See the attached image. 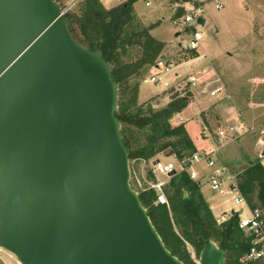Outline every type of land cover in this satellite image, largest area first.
<instances>
[{
	"label": "water",
	"instance_id": "water-1",
	"mask_svg": "<svg viewBox=\"0 0 264 264\" xmlns=\"http://www.w3.org/2000/svg\"><path fill=\"white\" fill-rule=\"evenodd\" d=\"M118 105L57 0H0V247L20 263L185 264L131 184ZM225 259L206 239L198 264Z\"/></svg>",
	"mask_w": 264,
	"mask_h": 264
},
{
	"label": "trees",
	"instance_id": "trees-1",
	"mask_svg": "<svg viewBox=\"0 0 264 264\" xmlns=\"http://www.w3.org/2000/svg\"><path fill=\"white\" fill-rule=\"evenodd\" d=\"M137 1L126 0L107 7L101 0H78L66 15L74 37L92 50H101L113 66V78L119 87L116 116L122 124L121 133L130 161L136 159L148 164L162 153L175 154L180 160L192 155L197 147L186 122L173 125L171 119L189 105L192 92L176 93L161 108H156L152 100L140 102L141 81L162 54L165 43L152 33L158 23L145 24L137 18L134 8ZM183 12V7H178L175 17ZM191 54L196 56V51ZM204 124L209 125L206 118ZM236 173L237 186L249 208L258 209L264 218L262 159L250 160ZM146 178L155 180L150 167ZM138 191L166 247L185 264H197L189 247L199 258L204 242L209 238L225 251V264H261L264 261H242L250 249L251 237L239 228V212L234 211L219 221L202 185L186 171L172 173L164 186L168 203L159 202L153 188L144 186Z\"/></svg>",
	"mask_w": 264,
	"mask_h": 264
},
{
	"label": "rangeland",
	"instance_id": "rangeland-1",
	"mask_svg": "<svg viewBox=\"0 0 264 264\" xmlns=\"http://www.w3.org/2000/svg\"><path fill=\"white\" fill-rule=\"evenodd\" d=\"M72 1L58 0V3L63 7ZM119 1L121 0H108L105 5L113 6ZM147 1L135 2L137 18L145 24L158 23L153 35L159 40H165L163 41L165 47L159 58L179 65L175 68V73L178 72L179 76L170 74L167 80L174 84L180 79L175 86L180 84L184 87L186 84L184 77L190 71L206 68L207 77L218 78L215 84L224 86L222 94L216 97L200 94L199 91L192 93L189 105L180 113L191 136L200 147H207L218 129L234 126L238 134L230 135L219 143L224 145L225 153L231 158H238L239 155L244 154L248 158H259L264 149V0H222L224 3L222 9H218L214 2L208 4L202 13L206 18V24L204 26L192 24L203 32L202 47L194 50L196 56H193L191 54L193 50L188 48L190 35L173 22L178 18L175 17V13L180 0H149L150 5H147ZM77 2L78 0H75L73 8ZM185 7L191 10L194 5L186 2ZM152 72L153 69L141 82ZM148 87L156 91L152 92L156 95L149 99L156 108L165 106L176 93H179L169 89L164 90L160 85L144 82L143 89L147 90ZM183 91L189 92V89L186 87ZM255 101H263V103L250 105ZM204 118L208 120L209 125L204 124ZM171 121L173 125L183 122L179 120L178 113ZM157 158L163 162L175 159L176 162L175 154L162 153ZM151 164L152 161L148 164L136 159L130 161L131 184L136 191L148 184L149 180L146 176ZM197 169L201 172L205 171L206 164L201 163ZM163 178L167 181L170 179L168 176ZM205 183L208 196L210 193L220 195L222 201H227L226 208L237 210L239 207H244L245 216H250L246 205L239 206L234 203L233 194H221L212 190L209 183ZM227 216L230 215L223 214L216 217L219 221H223L222 217ZM189 249L198 264L199 258L195 251L191 247ZM3 257L14 264L7 255L3 254ZM261 264H264V261Z\"/></svg>",
	"mask_w": 264,
	"mask_h": 264
},
{
	"label": "built area",
	"instance_id": "built-area-1",
	"mask_svg": "<svg viewBox=\"0 0 264 264\" xmlns=\"http://www.w3.org/2000/svg\"><path fill=\"white\" fill-rule=\"evenodd\" d=\"M101 1L105 2L108 0ZM74 2L75 0L67 3L66 6L63 7L59 5L62 13L67 14L68 12H70L73 9ZM186 2L191 3L192 5H194V7L191 10H187L185 7ZM211 2H214L215 6L218 9H222L224 7V3L222 0H180V3L178 4L179 7H183L184 12L173 22L176 25H180L182 29L190 35L188 41L189 50H197L202 47L203 32L200 29L195 28L192 24L197 23L199 25H202L201 23H199V18H205L202 13L205 11L206 6ZM147 4L149 5L150 2L147 1ZM178 66V64H174L164 58H158L152 68L154 71L146 78V80L155 85L162 86L164 90H173L175 92H179L181 95H185L188 92L187 91L184 93L183 91V89L186 87L192 93L199 91L200 94L202 93L208 95L209 97H216L222 94L224 86L215 84L216 82H218V78L207 77L208 71L206 68L190 71L184 77L186 80V84L184 85V87L180 84L175 86L180 79L177 80L174 84L170 83L167 80L170 74H174V76L176 77L179 76L178 72L175 73V68ZM178 115L179 120H183L182 115ZM237 134L238 130L235 129L234 126H228L226 128L221 127L216 131L214 139H218V142L221 143L230 135ZM260 158L262 159V163L264 164L263 152H261ZM216 160L217 159L214 158L211 153L198 150L195 151L192 155L180 159L176 163L172 161L163 162L160 158L154 159L152 161V164L150 165V168L155 176V180L148 181V184L144 186H147V188H153L157 191L159 202L168 203L167 197L164 192V186L168 181L165 180L163 176H169L174 172L179 173L182 171H186L192 179L200 181V184H202V181L205 178L206 182L209 183L211 189L214 191H219L221 194H233L234 202L237 205L246 203L245 198L243 197L237 186V174L230 173V171H228L225 166L218 165ZM203 162L206 164V168L213 169L211 174L203 175L202 173H200L201 171L197 169L198 165ZM202 172L204 173L205 171ZM225 218L227 217H222V220H225ZM238 225L240 229H242L248 236L251 237L250 249L242 258V261L246 262L254 260H264V218L261 217L260 211L258 209L251 210V215L248 217H241ZM3 254L7 255V258L12 259L14 261V264H22L15 258L12 253L1 247L0 264H12L8 262L5 257H3Z\"/></svg>",
	"mask_w": 264,
	"mask_h": 264
},
{
	"label": "crops",
	"instance_id": "crops-1",
	"mask_svg": "<svg viewBox=\"0 0 264 264\" xmlns=\"http://www.w3.org/2000/svg\"><path fill=\"white\" fill-rule=\"evenodd\" d=\"M125 0H121V1H119V2H117V3H115V4H113V6H116V5H118V4H120V2H124ZM149 1V0H148ZM107 1H105L104 2V4L106 3ZM150 2V1H149ZM151 4V3H150ZM149 4V5H150ZM148 5V4H147ZM107 7H112V6H107ZM154 29H156V28H154ZM153 29V30H154ZM153 30H152V33H153ZM249 32V30L247 31V33ZM162 40V39H161ZM162 41H165V40H162ZM154 71V70H153ZM151 83L150 81H147L146 80V78L143 80V82H141V85H140V92H139V100H140V102H145V101H147V100H149V99H151V97L152 96H154V95H156V93L155 94H152V92H156V91H154L152 88H149L148 87V89L147 90H145V89H143V83ZM160 91V90H159ZM162 91V90H161ZM258 103H263V101H255V102H252V103H250V105H252V104H258ZM258 105H260V104H258ZM180 114V113H179ZM183 122H184V118H183ZM186 127H187V125H186ZM187 129H188V127H187ZM189 131V130H188ZM191 135V134H190ZM192 137V136H191ZM192 139H193V141H194V143H195V145H196V147H197V150L198 151H203V152H207V153H211V155L214 157V158H216L217 157V164L218 165H223V166H225L227 169H228V171H230V173H234V174H237L236 172L238 171V170H240L242 167H244V166H247L248 164H249V161L250 160H254V159H252V158H248L247 157V155L246 154H244V155H239V157L238 158H236V157H233V158H231L230 156H229V154L228 153H225V151H224V149H223V147H224V145L222 144V145H220L219 144V142H218V140L216 141V140H214V139H211L210 140V143H209V145H207V147H200V145L197 143V141L192 137ZM214 146H216V148H213ZM170 156V155H169ZM171 157V156H170ZM257 159V158H256ZM175 160V159H174ZM172 161V162H174V163H176V162H178L179 160L176 158V162L175 161ZM170 162V161H169ZM248 162V163H247ZM204 165H203V169H204ZM200 171V170H199ZM212 171H213V169L212 168H206L205 169V172L203 173V172H200V173H202L203 175L205 174V175H208V174H211L212 173ZM170 176L171 175H169L168 177L170 178ZM165 179V178H164ZM206 182V179L204 178V180L202 181V191H203V193H204V195H205V197H206V199L208 200V202L210 203V205H211V207H212V210H213V212H214V214H216V216H218V215H223V214H227V215H232V213L234 212V211H238L239 212V215H240V217H245V210L246 209H244V207H239L237 210H235L234 208H226V206L225 205H227L226 203H227V201H222L220 198H221V196L220 195H215V194H211L210 193V196H208V194L206 193V191H205V183ZM199 183H200V181H199ZM235 203V202H234ZM236 204V203H235ZM237 205V204H236ZM241 205H246V207H247V209H248V211H249V213H250V215H251V209L249 208V206H248V204L247 203H242V204H240L239 206H241ZM226 216V215H225ZM227 217H229V216H227ZM246 217H248V216H246Z\"/></svg>",
	"mask_w": 264,
	"mask_h": 264
}]
</instances>
